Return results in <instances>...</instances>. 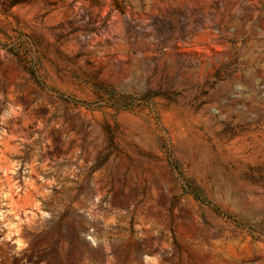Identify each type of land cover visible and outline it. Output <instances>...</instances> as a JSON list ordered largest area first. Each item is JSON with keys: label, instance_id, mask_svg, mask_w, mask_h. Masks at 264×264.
Returning a JSON list of instances; mask_svg holds the SVG:
<instances>
[{"label": "rangeland", "instance_id": "obj_1", "mask_svg": "<svg viewBox=\"0 0 264 264\" xmlns=\"http://www.w3.org/2000/svg\"><path fill=\"white\" fill-rule=\"evenodd\" d=\"M0 264H264V0H0Z\"/></svg>", "mask_w": 264, "mask_h": 264}, {"label": "built area", "instance_id": "obj_2", "mask_svg": "<svg viewBox=\"0 0 264 264\" xmlns=\"http://www.w3.org/2000/svg\"><path fill=\"white\" fill-rule=\"evenodd\" d=\"M180 48H182L185 52L190 56L191 49H194L198 52L200 56H206L208 58H212L215 54V49H224V46L217 42V38L212 36L211 34L205 35L200 38L199 42L195 43L193 46H189L188 42H179ZM192 47V48H191ZM210 73V78L214 77V70H211V67L208 68ZM211 111L217 114L219 110L214 107H211Z\"/></svg>", "mask_w": 264, "mask_h": 264}, {"label": "bare ground", "instance_id": "obj_3", "mask_svg": "<svg viewBox=\"0 0 264 264\" xmlns=\"http://www.w3.org/2000/svg\"><path fill=\"white\" fill-rule=\"evenodd\" d=\"M11 107V106H10ZM18 194V193H17Z\"/></svg>", "mask_w": 264, "mask_h": 264}]
</instances>
